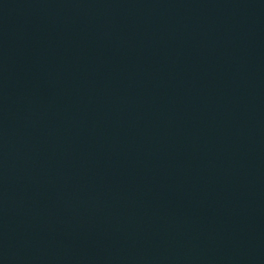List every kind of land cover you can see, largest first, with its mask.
<instances>
[{
    "label": "water",
    "instance_id": "obj_1",
    "mask_svg": "<svg viewBox=\"0 0 264 264\" xmlns=\"http://www.w3.org/2000/svg\"><path fill=\"white\" fill-rule=\"evenodd\" d=\"M0 264H264V0H0Z\"/></svg>",
    "mask_w": 264,
    "mask_h": 264
}]
</instances>
